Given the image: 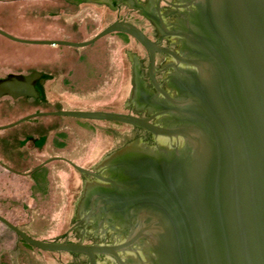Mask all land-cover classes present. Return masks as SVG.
Wrapping results in <instances>:
<instances>
[{
  "label": "water",
  "instance_id": "obj_1",
  "mask_svg": "<svg viewBox=\"0 0 264 264\" xmlns=\"http://www.w3.org/2000/svg\"><path fill=\"white\" fill-rule=\"evenodd\" d=\"M37 115L0 264H264V0H0V130Z\"/></svg>",
  "mask_w": 264,
  "mask_h": 264
},
{
  "label": "rangeland",
  "instance_id": "obj_2",
  "mask_svg": "<svg viewBox=\"0 0 264 264\" xmlns=\"http://www.w3.org/2000/svg\"><path fill=\"white\" fill-rule=\"evenodd\" d=\"M52 126H55V115H43L31 118L14 126L12 129L0 131V144L4 143L9 135L52 128ZM11 185H13L12 189L0 191V199L9 196L16 201L29 202L28 184L22 177H13ZM0 213L3 214L2 216L8 222L15 226L28 215L23 210L9 208H0ZM13 234L14 232L10 228L8 229L0 223V244H12Z\"/></svg>",
  "mask_w": 264,
  "mask_h": 264
},
{
  "label": "flooded vegetation",
  "instance_id": "obj_3",
  "mask_svg": "<svg viewBox=\"0 0 264 264\" xmlns=\"http://www.w3.org/2000/svg\"><path fill=\"white\" fill-rule=\"evenodd\" d=\"M37 116H43V115H37ZM37 116H35V117H37ZM25 121H27V120H25ZM12 128H14V126H12ZM12 128H9V129H12ZM9 129H4V130H9ZM4 130H0V131H4ZM6 141L7 140H5V142H4L5 145H6ZM4 143H1L2 145L0 144V163L5 165V166H7V167H9V168H12V169H14L16 171H23L24 163H22V162H20V161H18L16 159L10 157L9 155L3 153L4 152V148H5L4 147L5 145H3ZM13 177H21V176L18 173L13 172V171H11V170H9V169H7V168H5V167L0 165V191H2V190H10V189L13 188V185H11ZM2 183H4V185H2ZM2 215L3 214L0 213V217L5 219Z\"/></svg>",
  "mask_w": 264,
  "mask_h": 264
},
{
  "label": "trees",
  "instance_id": "obj_4",
  "mask_svg": "<svg viewBox=\"0 0 264 264\" xmlns=\"http://www.w3.org/2000/svg\"><path fill=\"white\" fill-rule=\"evenodd\" d=\"M1 223V222H0ZM2 224V223H1ZM4 227H7V226H5L4 224H2ZM8 228V227H7ZM9 229V228H8Z\"/></svg>",
  "mask_w": 264,
  "mask_h": 264
}]
</instances>
